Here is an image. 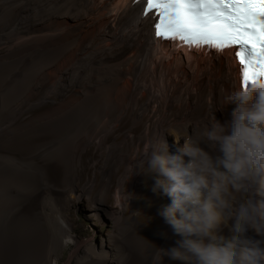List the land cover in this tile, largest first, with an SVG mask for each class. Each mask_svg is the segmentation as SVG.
<instances>
[{
    "label": "bare ground",
    "instance_id": "6f19581e",
    "mask_svg": "<svg viewBox=\"0 0 264 264\" xmlns=\"http://www.w3.org/2000/svg\"><path fill=\"white\" fill-rule=\"evenodd\" d=\"M144 6V0H0V95L8 99L0 110V145L38 130L53 134L43 150L48 162L64 165L65 185L51 184L45 164L31 161L34 153L0 156V264H57L72 243L71 259L81 257L76 264H179L157 251L179 237L158 215L171 199L152 191L144 150L171 135L183 143L213 114L230 121L235 105L225 98L242 85L241 66L237 47L218 52L157 37L156 14L144 15ZM42 91L54 98L51 110L15 124L47 101L32 102ZM124 122L131 123L124 138L106 144ZM94 144L105 157L93 204L105 212L112 192L113 215L121 219L99 248L92 239L76 241L66 218L68 196L80 200L94 190L93 181L79 189L77 165L78 153ZM137 197L155 222L139 217Z\"/></svg>",
    "mask_w": 264,
    "mask_h": 264
},
{
    "label": "clouds",
    "instance_id": "9594fccd",
    "mask_svg": "<svg viewBox=\"0 0 264 264\" xmlns=\"http://www.w3.org/2000/svg\"><path fill=\"white\" fill-rule=\"evenodd\" d=\"M225 104L235 105L230 121L213 114L174 152L166 139L144 150L152 191L171 199L158 215L179 237L157 251L179 264H264V77Z\"/></svg>",
    "mask_w": 264,
    "mask_h": 264
},
{
    "label": "snow or ice",
    "instance_id": "6c2138e0",
    "mask_svg": "<svg viewBox=\"0 0 264 264\" xmlns=\"http://www.w3.org/2000/svg\"><path fill=\"white\" fill-rule=\"evenodd\" d=\"M155 35L189 48L237 47L242 85L264 77V0H144Z\"/></svg>",
    "mask_w": 264,
    "mask_h": 264
},
{
    "label": "rangeland",
    "instance_id": "374dc122",
    "mask_svg": "<svg viewBox=\"0 0 264 264\" xmlns=\"http://www.w3.org/2000/svg\"><path fill=\"white\" fill-rule=\"evenodd\" d=\"M2 52L3 50L0 49V55L2 54ZM6 95H0V110H4V105L8 104ZM43 98H46L47 101L37 106H32L23 111L18 116V118H16L14 123L22 124L29 121V119L31 118H36L38 116L44 115L47 111L51 110L54 105V98L51 96L47 97L46 93L43 91L37 94L33 98L32 102H38ZM4 101H6L5 104ZM130 125V122H124L119 132L115 133V135L109 138L106 144H109V142L111 143L115 140H122L124 138L125 131L130 128ZM142 129L143 126L140 125L136 128V131L140 132ZM53 137L54 135L49 133L48 131L38 130L34 133L28 134L26 137L19 138L18 140H9L5 144L0 145V156L13 157L14 159L19 160L23 157H27L30 153H34L35 157L31 161L36 162L40 165L45 164L43 169L44 171H47L51 184H53L56 189H63L65 185L61 180L64 176V165L57 163L56 160H50L48 162V158L46 157L47 154L45 155L43 150L44 147L52 141ZM174 140L175 138L173 135L169 136L168 144L170 147V151L173 152L175 151ZM104 157L105 152L102 150L99 144L91 145L85 151L78 153L77 165L80 167V170H82V172H80L78 176L79 189L85 186L88 182L93 181L95 182L94 190H92L89 195L86 194L85 197L81 198L80 200L76 198L77 193H74V195L72 196H68L69 205L66 208V213L68 214L66 218L68 219L69 223L72 224L71 228L73 231L74 239H76V241L78 240L82 242H87L88 240L92 239L96 248H99L101 242L104 239H111L113 234H115L118 230L117 221L121 220L116 213L113 215V212H115L114 210H116V203L114 201V198L112 197V192L111 197L108 198L106 204L104 205L105 212L99 210L100 206L97 203L93 204L92 201V196L97 190V185L103 177L101 166L103 165ZM8 167L15 168L14 165H8ZM114 181H116V177ZM134 201H136L137 206H140L141 198L137 197ZM130 214V210L125 211L126 216ZM138 215L141 219H153L154 222L156 221L154 215L145 216L144 209L142 207L138 212ZM75 248L76 244L72 243L65 247L62 255L59 252L57 264H67L70 260L71 264H76V262H79V259L81 258L80 256L71 259ZM21 259L24 260V256H22Z\"/></svg>",
    "mask_w": 264,
    "mask_h": 264
}]
</instances>
